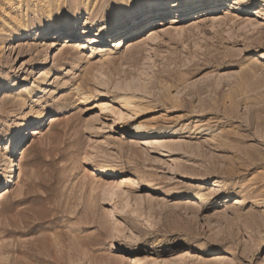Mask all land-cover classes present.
Instances as JSON below:
<instances>
[{"label":"rangeland","instance_id":"rangeland-1","mask_svg":"<svg viewBox=\"0 0 264 264\" xmlns=\"http://www.w3.org/2000/svg\"><path fill=\"white\" fill-rule=\"evenodd\" d=\"M152 1L0 0V264H264V0Z\"/></svg>","mask_w":264,"mask_h":264},{"label":"bare ground","instance_id":"bare-ground-1","mask_svg":"<svg viewBox=\"0 0 264 264\" xmlns=\"http://www.w3.org/2000/svg\"><path fill=\"white\" fill-rule=\"evenodd\" d=\"M54 1L56 2L58 0H54ZM43 2H44V5L48 3L47 7H46V10H45V15L47 17H49L52 14L50 7H48L49 6V0H43ZM229 4H235V3H234V1H229ZM263 4H264V1H263ZM146 7H148L150 9V11H151L150 13L153 14L156 11V9H157V4L154 5V2L152 0H146L145 5H141V6H139L137 8L138 9L137 12H136L137 15L135 16L136 19L137 18L140 19L144 15L143 9L146 8ZM175 7L179 8V4H176ZM213 11H216V9H213ZM214 14L215 13H212V14H210V16H213ZM162 16L163 15L160 14L158 17L162 18ZM60 23L64 24V22H62V21H60ZM106 26L108 27L106 30H105L104 27H97L95 29V31L93 30V32H91L94 35V39H96L99 36H101L102 34H104L106 32L108 33L109 31L112 30L111 26L109 25V23ZM123 26L124 25L122 23H120L118 25V29H124ZM72 27H73V29H70L67 32H59V34L65 36V35H67V33H69L71 40H75L78 32H81V36H83V37H85L88 34H91V33H89V28H82V27L79 28L77 26V24H73ZM27 28L28 27H27L26 23L24 22L23 18H20L18 15L17 16L13 15V17H11V18L9 17V19L7 20V23H5V28L3 27L2 30L5 29V32L8 35L6 39L10 38V35H11L13 41H16L18 38H20L22 36L23 32L27 31ZM55 30L57 32V30L60 31L61 29H55ZM55 30H54L53 27H50V28H48L46 30H43V31L39 32V33H35L33 36L36 39L41 40L42 37L49 36L50 34L54 33ZM124 31L125 30H122L121 33H119V34H122V32H124ZM57 33H55V34H57ZM125 38H128L127 40H131L130 33L128 35H126V36H122L119 40H117V42H119L117 46H124V44L128 42V41H126L125 43L123 42V40ZM3 43H4V41H3ZM115 47H116V45H115ZM2 53H3V49L0 48V56L2 55ZM40 89H41V87L39 86V83H38V91ZM98 97L101 98V100H108V101H111V102L112 101L115 102L116 105L121 110L125 111L128 114H131V115H135L136 114V113L134 114V111L137 110L136 109L137 106H134L133 105V101L129 100L124 95H120V94L118 95V94H115V93L104 92L103 94H100ZM90 100H96V97H93L90 94H86V95H84L83 97H81L79 99L80 104H87V102L90 101ZM23 105H24V103H23ZM137 108H139V107H137ZM113 114H114L113 116H117L115 111L113 112ZM34 120H36V119H33L32 121H30L31 124H29V127L33 126L32 124H34V122H35ZM48 120H49V124H50V123L54 122L56 119H54V117H50ZM113 120L115 122V125L118 126L119 129L123 130V135H122L123 138H135V137H143L144 138L145 137L147 140H143L142 143H141V145L143 147L152 145L153 143L150 141L152 139L164 138V137H167V136L174 135V132L170 133V131L168 129L148 128V127H145V126L141 125L140 123L139 124H135V125H130L129 126L130 129H128V126L124 125L123 122L121 121V119H119L118 117H114ZM27 133L29 134L30 138L35 136V135H37V134H39L38 131H36V130L33 131L31 129H28ZM0 140H1V142H3L4 138L0 137ZM14 142H16V140ZM16 166H17V170L21 169L19 163H17ZM11 168H12V166H7L6 165V167L4 168V171L1 174L5 178L4 179V181H5L4 182L5 183L4 188L5 189L8 188L7 185L10 183V177H11V173H12V169ZM125 172H127L126 169H124L123 167H120V166L107 167L104 164H100V165H96L95 167H93L89 171V173L87 175V178H89L88 181L93 182L94 180H96V177L101 176L104 180L108 181V179H112V180L116 179V177H118L119 175H121V174H123ZM114 174H117V175H114ZM134 262H135V260H134Z\"/></svg>","mask_w":264,"mask_h":264}]
</instances>
